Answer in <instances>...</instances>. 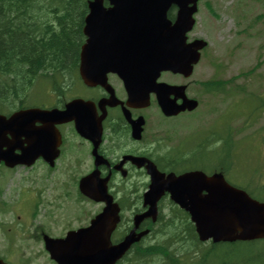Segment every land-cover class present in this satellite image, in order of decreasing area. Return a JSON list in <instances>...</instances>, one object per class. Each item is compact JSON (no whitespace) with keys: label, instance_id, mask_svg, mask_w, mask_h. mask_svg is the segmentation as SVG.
Instances as JSON below:
<instances>
[{"label":"flooded vegetation","instance_id":"1","mask_svg":"<svg viewBox=\"0 0 264 264\" xmlns=\"http://www.w3.org/2000/svg\"><path fill=\"white\" fill-rule=\"evenodd\" d=\"M162 74L167 83L185 84L187 96L196 97L194 80L184 82L180 74ZM106 81L104 85L97 84L93 87L82 84L83 89L76 95L91 101L94 106L89 114L100 129L99 137L96 136V131L92 133L94 140L98 139L96 151L100 158L97 164L91 153L92 141L75 131L74 120L66 121L57 116H50L44 121L35 120L32 125L36 130L44 132L49 139L50 158L45 160L38 157L31 166L18 165L12 169L0 163V168L22 172L25 175L23 181L29 184L27 190L31 195H41L52 215L61 214L62 211L69 213V196L73 202H92L79 193L78 182L83 175L94 169L98 170L100 178L109 175V192L121 210L129 206L132 213L136 212L143 208V194L151 180L147 172L149 162L161 172H183L199 157L194 145H173L169 134L174 127H169L165 121L175 117L160 114L155 94H149L148 106L129 104L127 92L118 76L109 72ZM53 87L54 90L51 89L52 85H48V88L33 93L31 106L41 110L63 111L66 107V94L57 85ZM169 98H175L176 103L181 102L174 94H169ZM188 113L183 112L178 116ZM158 131L161 136L157 134ZM10 139L12 138L8 135V141ZM24 140V137H19L12 142L15 153H20V145H26ZM55 150L57 152L52 157ZM210 161L209 158L207 162ZM162 199H166V196ZM76 219H79L78 216ZM79 226L82 223L76 225Z\"/></svg>","mask_w":264,"mask_h":264},{"label":"water","instance_id":"2","mask_svg":"<svg viewBox=\"0 0 264 264\" xmlns=\"http://www.w3.org/2000/svg\"><path fill=\"white\" fill-rule=\"evenodd\" d=\"M194 2L195 0H110L112 7L105 9L102 0H90L89 13L83 28L84 34L88 36L83 46V59H88L92 53L95 54L96 50L93 52L92 50L98 42L96 40L98 29H109V40L120 36V39L112 40V43H116L115 48L118 52L131 47L132 42L127 38L126 30L132 26L130 22L134 21V13L142 15L144 39L147 38L150 44L157 42L156 38L159 35L157 31L167 25L165 12L170 3L179 6L178 17L182 21L181 28L187 30L193 23L191 14L195 10L194 5H188ZM107 37L108 35L105 40L99 42L108 43ZM81 72L87 81L95 75L93 71L86 69H82ZM163 109L171 112L168 105ZM32 114L33 112L30 111H22L9 119L0 115V138L6 130H11L14 134L22 132L31 120ZM79 127L82 129L83 124ZM2 154L0 152V156ZM4 157L7 163L14 162L13 155L9 151H5ZM15 158L22 161L30 156L28 152H24L23 155ZM90 180L91 175L83 178L80 189L92 197ZM164 191H168L171 200L189 213L195 224V231L202 241L210 238L214 242L264 239V202H259L248 196L245 191L229 185L222 174L205 176L199 171L179 176L169 174L167 177L162 174H152L151 188L145 197V202L150 207L144 214L135 218L137 223L143 217H154L156 200ZM99 195L100 200L106 201V207L100 216L92 220L90 227L70 231L61 239L45 238V247L58 264H113L134 240L131 234L120 244L107 246L104 228L109 221L117 220V208L113 206L104 189ZM0 264L6 263L0 259Z\"/></svg>","mask_w":264,"mask_h":264},{"label":"trees","instance_id":"3","mask_svg":"<svg viewBox=\"0 0 264 264\" xmlns=\"http://www.w3.org/2000/svg\"><path fill=\"white\" fill-rule=\"evenodd\" d=\"M85 13L86 0H0V101L24 104L21 95L37 76L67 67L76 58ZM177 212V230L193 245L195 259L187 260L169 244L156 242L139 247L132 259L118 264H232L229 256L235 245L258 243H200L187 216ZM263 258L259 250L247 260Z\"/></svg>","mask_w":264,"mask_h":264},{"label":"rangeland","instance_id":"4","mask_svg":"<svg viewBox=\"0 0 264 264\" xmlns=\"http://www.w3.org/2000/svg\"><path fill=\"white\" fill-rule=\"evenodd\" d=\"M220 4V19L216 22V26L214 30H210L211 26H214V22L207 23L205 20H209L206 16V13L203 11L202 14L197 15V23L195 26L196 35L200 37L206 38L210 42V51L212 54H216L219 56L223 54L227 57L225 61V65L227 67V74L233 75L238 71H246L252 68L258 60V56L260 55L261 64L257 67L255 73L258 75L259 83L256 85L249 87V89H253L255 91H260L264 88V18L258 19V28L257 35H249L252 37H247V34H242L240 36H236L234 33L237 30L238 25L235 23L234 17L228 15L226 12L228 5L231 4L232 0H217ZM224 11V12H223ZM256 12L253 14L250 12V16L253 17ZM204 22V24H203ZM206 23V25H205ZM207 24L209 26H207ZM244 23L241 27L245 26ZM210 27V28H209ZM252 31V30H251ZM253 32V31H252ZM229 51L231 53L229 54ZM206 67V60L203 59L202 64L199 68ZM205 73V71H204ZM262 80V81H261ZM261 81V82H260ZM44 83V82H39ZM259 98L264 100V92L259 94ZM237 103L234 104L233 110L239 113H249L253 118L257 117L259 111L262 107L257 108L255 110L254 116L252 114L253 107L257 104V100H253L250 98L247 99H237ZM242 116L238 117L237 120H234L232 125L240 126L242 124H246V128L249 124L245 119H240ZM259 119V124L264 123V113L261 114ZM244 128L243 130H245ZM253 129L251 127L249 130ZM230 139V138H229ZM256 144V146L254 145ZM239 153L233 152L231 150L232 143L228 141L227 144V152H231L234 154V161L232 157H228V163H233V169L226 175V179L228 182L244 187L248 190V192L257 199L264 198V188H259V186L255 189L256 183L259 181H264V125L257 126L252 132L243 135L242 140L238 143ZM231 150V151H230ZM198 165L202 164V161L197 163ZM3 174H7L5 170H1ZM25 176L20 172L12 173V185L14 188H17L18 182L21 180V177ZM260 178V179H259ZM250 188V189H249ZM253 189V190H251ZM92 203L83 201L79 204L80 207L83 208V214L87 215V213L92 209ZM29 209H22L20 205H17V208H21L20 218L23 220L26 217H29L30 214V204L26 205ZM33 210V208H31ZM80 221H73V225L77 224ZM174 233L169 235H162L159 237L161 241L165 238L169 241L174 240ZM153 241V240H150ZM175 249L181 250V247L178 243H175ZM37 245L34 247L33 245L29 247L25 254L30 257L32 264H49L47 261L46 254L42 252H38ZM234 253L229 256L232 264H264V258L260 261L255 260L254 262H249L247 259L254 252L259 250L264 251V241H259L255 246L250 247L245 244L235 245L233 247ZM4 252L2 258L8 264H26L23 260L22 256L17 252L13 253ZM1 254V253H0Z\"/></svg>","mask_w":264,"mask_h":264}]
</instances>
